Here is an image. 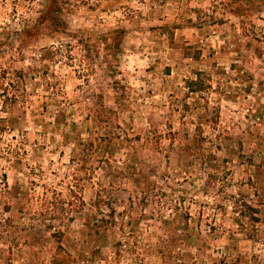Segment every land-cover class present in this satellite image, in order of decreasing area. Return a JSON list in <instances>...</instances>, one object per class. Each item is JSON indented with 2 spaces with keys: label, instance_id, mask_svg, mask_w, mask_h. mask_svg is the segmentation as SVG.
I'll list each match as a JSON object with an SVG mask.
<instances>
[{
  "label": "rangeland",
  "instance_id": "rangeland-1",
  "mask_svg": "<svg viewBox=\"0 0 264 264\" xmlns=\"http://www.w3.org/2000/svg\"><path fill=\"white\" fill-rule=\"evenodd\" d=\"M0 264H264V0H0Z\"/></svg>",
  "mask_w": 264,
  "mask_h": 264
},
{
  "label": "trees",
  "instance_id": "trees-1",
  "mask_svg": "<svg viewBox=\"0 0 264 264\" xmlns=\"http://www.w3.org/2000/svg\"><path fill=\"white\" fill-rule=\"evenodd\" d=\"M187 86L189 88V91L190 92H196L198 90H200L201 88H203V81H202V77L201 75H197V77L195 79H192L190 81H188L187 83ZM106 123H110L108 121H106ZM116 128H120L119 126L115 125ZM107 130L104 131V133H102L101 136L98 137V139H94V141H91L89 143H87L86 145H84L82 151H87V150H91L92 152L94 153H97V154H100L101 157L97 160L98 161V165L96 167V169H101V170H108L107 173H111L110 171V168H111V165L109 163V158L111 157V154H112V140L113 138H118L119 140L121 139H125L126 142L130 141L131 139L127 137V133L126 132H123V131H118L116 132L115 134V131L114 130H111L110 129V125L106 126ZM112 134V135H110ZM134 141L135 140H139V137H134L133 139ZM95 141H97V143H95ZM130 153H125L124 157L123 158H120L121 161L123 162L124 164V168L127 170L125 175H124V178H126L125 180H129V181H134V182H137L138 179L135 177V174L137 175L140 171L137 170V169H134V166L133 164L130 163V158L128 159V157H130ZM127 158V160H126ZM84 156L81 158V167H84L83 166V161H84ZM133 161V159H132ZM107 164V165H105ZM118 173H116L115 175L112 174V176L116 177V178H120L121 177V172L120 170L117 171ZM151 183H155L154 180H152ZM5 184V183H4ZM97 185L99 186V190L95 193V198L93 199V204L95 206H97L98 208L102 205H105L106 207L110 205V202H109V197L108 199L105 198V196L103 195V191H105L103 189L102 191V187L100 189V186H101V181L97 182ZM5 186V185H4ZM71 189V188H70ZM71 191V190H70ZM9 193V191H8ZM75 196V195H74ZM78 196V195H76ZM78 199L80 197H77ZM59 199L57 198V194H55L54 197H50V198H46L42 203H41V208L39 210H37L35 212V220L36 221H39L40 223L43 222V220H47V219H56V218H59V219H62L64 216L63 214L67 211L65 208L63 207H57L56 206V203ZM62 199H60L59 203L62 202L61 201ZM63 204V202H62ZM100 204V205H99ZM59 210V215H56V212H55V209ZM99 217H94V221L92 222V225L93 226H99L100 224L101 225H107L108 222H111L112 221V218L114 217L112 215V213H104L103 211H99L98 214ZM118 215H120L119 213L117 215H115V217H118ZM128 217V216H127ZM129 219L127 220L128 223H130V216L128 217ZM135 221V220H134ZM38 227V225H35L33 227V230L36 229ZM63 232L62 231H59V230H55V232L53 234H51V237H54V236H58L61 237L63 236ZM32 238H35V235H33ZM60 241V240H58Z\"/></svg>",
  "mask_w": 264,
  "mask_h": 264
}]
</instances>
